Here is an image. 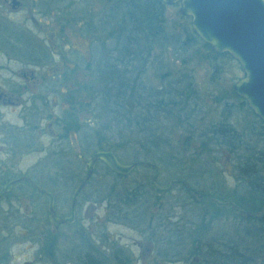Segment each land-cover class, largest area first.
I'll return each instance as SVG.
<instances>
[{"label": "flooded vegetation", "instance_id": "af4514ba", "mask_svg": "<svg viewBox=\"0 0 264 264\" xmlns=\"http://www.w3.org/2000/svg\"><path fill=\"white\" fill-rule=\"evenodd\" d=\"M68 12L67 0H0V195L6 191L0 198V264H179L170 239L210 235L203 219L186 220L191 211L186 205L180 210L184 202L161 199L175 186L186 190L182 182L160 196L150 184H127L125 190L116 191L119 185H91L94 167L72 208L73 192L87 175L86 163L99 150L84 148L83 139L79 141L77 136L87 129L73 123L74 117L67 116L66 110L68 104H79L84 87L81 80L98 77L100 44L109 41L98 27L102 24L96 12L82 13L77 19ZM104 20L106 23L108 16ZM45 136L50 138L49 145L38 152L65 157L68 141L75 159L87 158L75 183H67L61 169L45 171L40 180L31 172L33 167L18 171L10 162L15 154L27 157L35 152V144L43 143ZM149 169L153 177L156 172ZM108 172L120 178L131 173ZM161 173L162 169L157 183ZM21 177L50 192L55 216L71 217V221L51 223L49 202L41 192L26 180L9 184ZM89 187L90 192L85 193ZM100 187L105 191L101 195ZM138 188L145 192H136ZM128 195L136 198L128 199ZM120 196L126 199H118ZM150 196L153 198L146 199ZM191 201L208 207V203ZM218 209L223 208L214 206L203 212L217 213ZM123 223L133 233L113 230ZM208 243H202L207 253L211 250ZM198 248L194 245L187 258H193ZM194 259L181 264H198L199 257Z\"/></svg>", "mask_w": 264, "mask_h": 264}, {"label": "rangeland", "instance_id": "374dc122", "mask_svg": "<svg viewBox=\"0 0 264 264\" xmlns=\"http://www.w3.org/2000/svg\"><path fill=\"white\" fill-rule=\"evenodd\" d=\"M112 7L113 1L110 2V0H67L68 14L71 17L77 19L82 13L85 16V12L88 15L96 12L102 25L105 24L104 19L107 16L108 19L112 20V16L109 14V10L114 9ZM179 9V3H171V5L166 6L167 38L163 48L161 45H156L152 51L150 64L142 75L141 81L146 86V90L156 91L163 83L173 81L182 70L190 75L195 86L196 95L193 102L194 112L193 116L190 117L192 120L189 125L195 126L197 136L192 138V144L189 146L188 151L172 148L164 153L167 158L166 161L155 162L162 169L158 183L166 186L170 179H182L187 181L186 183L191 186L193 192L198 193L200 196L213 197L221 201L232 200L239 207L249 209L250 203L247 202H250V197L253 198V195L251 196L253 193L244 176H251L248 168L249 166L253 167L254 163H244V160L249 159L252 151L254 153L261 151L264 156V137L259 133L258 122L255 121L252 111L247 108L239 97L233 94V85L243 77V73H240L237 62L225 55L209 59L210 50L205 48L200 40L192 45L184 44L183 40L192 30L190 17L182 15ZM117 14L120 15L119 12ZM118 19L119 17H116L114 23L111 24L116 27ZM100 26L98 27L101 29ZM105 45L111 48L112 40ZM181 46L185 49L180 51L179 47ZM102 48L103 45L100 44V49L102 50ZM99 58L101 63L108 57L99 54ZM81 82L84 87H82V94L80 93L79 99H77L79 104H68L66 115H72L74 117L73 123L78 122L82 127H98L100 125L99 121L97 123V112L94 109L96 91H99L98 77L81 80ZM221 114L223 118L218 120ZM108 120H103L104 125H107L104 126V132L109 130L106 137L117 158L125 164L134 161V158L143 160L146 154L144 151L139 154V152L131 150L133 149L132 146L134 148L138 147L136 141L138 138L140 139V134L136 131L132 132L131 129L116 127L107 122ZM220 121H225L233 127L235 133L241 136L240 140L245 141L247 144L233 151L231 145L223 142L214 144L209 139L207 140L201 136L206 134V137L210 138L205 129L211 128V124ZM155 124L157 125L154 127L155 129L161 128L162 131H170V134L165 133L163 136L170 135L169 139L175 141L174 145L177 143L179 146L186 135L180 130V132L170 130L169 119L164 123ZM44 138L43 143L35 144V152L27 157L15 154L10 162L14 163L13 166L18 171L33 167L31 172L40 180H42V174L45 171L53 168V170L57 169L59 172L58 169H61L62 172H60L68 179L67 183H75V180L80 176V172L83 171L81 169H85L84 162L87 161V158L75 159L68 141H66V149L69 154L65 157L51 156L50 154L47 156L45 153L38 152V149L46 148L49 145L50 138L48 136ZM77 138L81 141L83 136L80 137L79 134ZM201 143H205V145L202 147ZM96 144L99 145V140ZM174 145H170V147H175ZM95 165V177L91 185L115 184L119 185V187H116L119 190H124L127 184L147 186L149 184L148 180L154 173L146 166H137L128 176L118 178L108 172L106 166L101 162ZM91 187L87 191L85 190V193L91 190ZM99 189L101 190L100 195L105 193L103 188L100 187ZM152 198L150 196L146 199ZM161 199L184 202L178 204L180 210L186 205L188 210L192 212L186 213V215L191 216L186 217V220L192 218L196 222H200L203 219V224L205 222L207 225L210 235H205L204 238L208 240L219 238L227 248L236 247L239 256L231 264H264V219L239 217L231 209H218L217 213L210 210L208 214H205L203 209H211L213 205L208 203L206 204L208 207H200V204L191 201V198L188 197L181 186H175ZM40 203L42 202L40 201ZM126 226L127 224H116L113 230L127 235L133 233ZM192 236L203 237V235ZM201 237H197V239ZM189 249L186 243L181 249L176 248L179 264L192 262L191 256H189L190 259L186 256ZM198 264L207 263L201 259Z\"/></svg>", "mask_w": 264, "mask_h": 264}, {"label": "trees", "instance_id": "16d2710c", "mask_svg": "<svg viewBox=\"0 0 264 264\" xmlns=\"http://www.w3.org/2000/svg\"><path fill=\"white\" fill-rule=\"evenodd\" d=\"M111 1H113L112 8L114 9L109 10V14L112 16V20L108 19L104 25L100 26L101 30L104 31V39H107V41L112 40L111 48L105 44L103 46L102 54L108 58L99 63V91H96V105L94 109L97 112V123L99 121L100 126L86 128L87 132L82 133V142L84 143V148L89 146L90 152L94 151L95 148L113 152L114 150L111 148L106 137L109 130L104 132V126L107 125H104L103 120L109 119L107 122L116 127L131 129L132 132L136 131L140 134V139L138 138L136 141L138 147L134 148L132 146L134 150H131L139 152V154H142V151H144L146 154L143 160H136L137 158H134L132 162H163L167 160L164 154L167 150H171L172 148L179 150L180 148L186 152L190 149L189 146L192 144V138L197 136L195 134V126L189 125L192 120L190 117L193 116L194 112L195 86L191 76L182 70L173 81L170 80L168 83H163L156 91L146 90V86L143 87L140 81L150 64L149 60L151 59L152 51L156 45H161L163 48V44H165L167 38V5L160 0ZM118 12L120 15L117 14ZM116 17H119V19L115 27L111 23ZM198 40L201 41L197 35L190 32L186 35L183 43L192 45ZM201 42L205 48L210 50L209 59H215L222 55L230 58L228 53L217 54L211 49L210 45L203 41ZM182 49H185V47H179L180 51ZM253 116L255 121L258 122L259 133L264 137L261 120L254 114ZM222 118L223 115L221 114L218 120H222ZM168 119L171 124L170 130L174 132L182 131L186 134L179 146L177 143L174 145L175 141H170V135L163 136L165 133L170 134V131L154 128L157 126L155 123H164ZM210 126L211 128L205 129L210 138H207L206 134L201 136L207 140L209 139L211 143H226L231 145L233 151L247 144L245 141L240 140L241 136L237 135L233 127L225 123V121L213 123ZM97 140H99V145L96 144ZM170 145H174L175 147H170ZM204 145L205 143H201L202 147ZM252 162L254 163L253 167L247 165L249 166L248 169L251 176H244V178H246V181L250 185L253 193L251 196L253 195V198L250 197V202H247L250 203V208L245 210L259 211L264 205V167H262L264 166V156L261 151L257 153L252 151L249 159L244 160V163ZM146 168L148 167L146 166ZM183 190L186 192L185 189ZM135 191L142 193L145 192V189L138 188ZM128 193L132 194L134 192ZM188 197L191 198L189 195ZM135 198L132 195H128V199ZM118 199L126 198L125 196H120ZM197 237H193L192 235H176L174 240L170 239L169 244L172 245L173 243V246L181 249L186 243L190 248L189 250L194 249V245L196 246L197 244L199 248L193 253L195 256L191 258L192 262H195L194 258L198 259L199 257V262L202 259L207 264H231L239 256V251L236 247L227 248L219 238L209 240L208 244L211 250L207 253L206 245L202 246L203 242H208V239L204 238L205 234L200 239H197Z\"/></svg>", "mask_w": 264, "mask_h": 264}, {"label": "water", "instance_id": "95a60500", "mask_svg": "<svg viewBox=\"0 0 264 264\" xmlns=\"http://www.w3.org/2000/svg\"><path fill=\"white\" fill-rule=\"evenodd\" d=\"M166 5L179 3V12L191 18L192 31L204 43L210 45L217 53H228L238 62L243 77L234 85V92L246 101L249 109L261 121L264 130V0H160ZM72 145L78 151V145L71 138ZM98 160H101L114 173L127 175L136 166H147L155 170L149 184L157 196L171 190L175 184L182 182L188 195L197 202L210 203L219 208L233 209L234 213L243 218L260 219L264 216V205L259 211H249L240 208L232 200L221 201L213 197H203L192 192L190 186L181 180L171 179L166 186L157 183L161 167L147 161H135L129 164L121 163L110 150H99L87 161V175L78 184L72 195V208L76 197L89 180L92 170ZM26 180L35 190L48 199L51 209L50 221L57 225L60 222H70V218L59 219L52 209L53 198L50 192L43 189L30 178L21 177L9 184ZM9 187V186H8ZM6 193L4 191L0 198Z\"/></svg>", "mask_w": 264, "mask_h": 264}]
</instances>
